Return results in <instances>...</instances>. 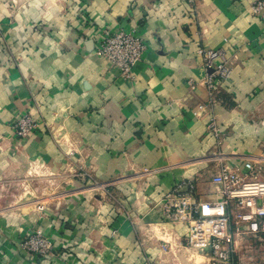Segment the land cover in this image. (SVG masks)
<instances>
[{
  "label": "crops",
  "instance_id": "crops-1",
  "mask_svg": "<svg viewBox=\"0 0 264 264\" xmlns=\"http://www.w3.org/2000/svg\"><path fill=\"white\" fill-rule=\"evenodd\" d=\"M253 3L0 0V179L35 165L49 182L76 168L111 194L104 202V189L94 187L44 208L0 211V264H149L150 255L161 261L167 246L148 225L162 223L154 204L175 183L195 177L199 200L207 201L219 193L212 154L264 168V21ZM107 28L146 40L134 80L96 54ZM210 50L223 51L230 69L215 99L204 83ZM26 113L40 127L20 138L13 124ZM174 230L182 245L188 228ZM35 231L52 240V254L21 251L19 242ZM238 251L247 264H264V236L239 242ZM173 255L162 264H181Z\"/></svg>",
  "mask_w": 264,
  "mask_h": 264
},
{
  "label": "built area",
  "instance_id": "built-area-1",
  "mask_svg": "<svg viewBox=\"0 0 264 264\" xmlns=\"http://www.w3.org/2000/svg\"><path fill=\"white\" fill-rule=\"evenodd\" d=\"M252 10L255 17L264 21V0H254ZM101 35L96 54L119 70L122 78L134 80L135 69L147 49L146 40L135 31L107 28ZM203 58L209 71L204 83L215 99L220 83L229 77L228 61L224 52L217 50L205 51ZM39 127L31 114L26 113L13 124V131L16 136L27 138ZM209 128L219 135L216 123L211 122ZM231 158L227 153L208 157L220 164L216 180L221 191L216 197L200 201L197 179L186 177L154 204L162 224H183L188 228L183 247L204 254L209 264H234L239 242L250 238L262 241L264 236V168L255 160L234 163ZM92 182L94 187L103 188L107 197L111 196L105 185ZM19 245L22 252L31 255H48L54 250L52 240L40 231L24 237Z\"/></svg>",
  "mask_w": 264,
  "mask_h": 264
},
{
  "label": "rangeland",
  "instance_id": "rangeland-1",
  "mask_svg": "<svg viewBox=\"0 0 264 264\" xmlns=\"http://www.w3.org/2000/svg\"><path fill=\"white\" fill-rule=\"evenodd\" d=\"M58 140H61V138H58ZM0 152L2 151L0 150ZM70 170L71 174H69V176H53V178L48 182L46 180H42V177L37 175V168L35 165H29L23 169L21 173L17 172V175L12 176L6 181H3V178H1L0 187L1 190H5L2 191V194L0 195L1 213L8 210L22 208L24 210H30L36 206L38 208H44L43 206L47 204H56L67 200L68 198H73V196L78 197V195L82 196L88 194L89 191L94 188L90 177H88V179L85 178V174H81L80 170H76V168H70ZM151 171L152 170L145 168L143 173L148 175ZM214 178L212 180L213 187L216 188L217 192H220L221 184L218 183L216 177ZM1 182H4L6 185L2 186ZM105 197L106 195L102 194V201L104 202ZM138 201H141L140 197ZM142 202L145 203L144 200ZM177 225L166 223L148 225L150 230L153 232V236L151 237L157 239L158 242H161V245L164 244L167 246V248H162L164 254L161 261L157 259V256L150 255L149 264H162L163 257L166 255V257L170 258L173 253L176 258L180 257L183 259L181 264H209V260L204 254L185 248L181 246V244L176 245L178 237H176L174 229ZM134 233L143 252L146 254L145 257L148 261V249L145 243L146 240L143 244V237L145 236L142 226L137 224L134 227ZM164 234H168V236H170V238L172 237L175 242L172 238L166 240ZM253 250L252 254L256 253L259 250V247L258 249L255 248ZM260 257L261 256H259V258ZM234 259L238 262L237 264H247V260L244 257L241 258V254L238 249L234 255Z\"/></svg>",
  "mask_w": 264,
  "mask_h": 264
}]
</instances>
